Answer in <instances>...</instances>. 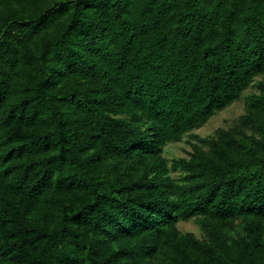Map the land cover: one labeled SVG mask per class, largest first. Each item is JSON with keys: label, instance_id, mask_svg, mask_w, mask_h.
Here are the masks:
<instances>
[{"label": "trees", "instance_id": "1", "mask_svg": "<svg viewBox=\"0 0 264 264\" xmlns=\"http://www.w3.org/2000/svg\"><path fill=\"white\" fill-rule=\"evenodd\" d=\"M262 75L264 0H0V264H264Z\"/></svg>", "mask_w": 264, "mask_h": 264}, {"label": "rangeland", "instance_id": "2", "mask_svg": "<svg viewBox=\"0 0 264 264\" xmlns=\"http://www.w3.org/2000/svg\"><path fill=\"white\" fill-rule=\"evenodd\" d=\"M257 79H264V75L258 76ZM253 91H255L254 86L246 89L240 99L217 112L203 126L193 130V133L205 137L213 134L218 128L235 126L239 122V117L246 112V96ZM190 139V136H186L183 141L168 145L165 152L167 158L172 160L176 157H189V152L191 151ZM173 175H178V173L174 172ZM178 225L184 232H193L199 237L204 235L202 228L194 220L181 221Z\"/></svg>", "mask_w": 264, "mask_h": 264}]
</instances>
